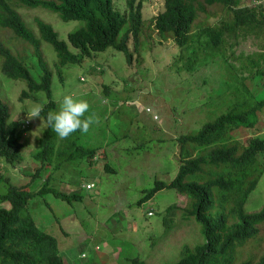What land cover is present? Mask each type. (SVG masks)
Returning a JSON list of instances; mask_svg holds the SVG:
<instances>
[{
	"label": "rangeland",
	"instance_id": "obj_1",
	"mask_svg": "<svg viewBox=\"0 0 264 264\" xmlns=\"http://www.w3.org/2000/svg\"><path fill=\"white\" fill-rule=\"evenodd\" d=\"M112 1L120 13L126 14L127 0ZM244 1L247 5H262L264 11V0ZM138 3L145 27L138 47L132 50L130 44L134 51L130 64L124 53L107 48L79 64L61 67L59 75L52 46L40 44L39 52L51 72L55 111L59 110L62 97L72 94L88 102L85 116L97 120L87 134L76 132L64 139L66 145L77 140L85 148H95L92 164L84 158L66 160L61 156L44 167L38 182L32 177L40 163L33 161L31 155L45 123L38 119L29 122L27 114L33 107L42 108L48 99L39 92L21 100L25 82L3 74L0 56V100L9 109L10 121L20 123L23 145L19 162L6 164L0 160V168L10 185L32 191L27 211L37 227L56 239L64 264H131L134 258L144 264H176L185 247L204 244L202 225L187 214L191 205L187 197L163 189L146 202H139L156 181L169 183L177 175L179 137L196 134L234 104L246 100L250 106L264 99L262 38L241 40L235 46L237 61L230 52L228 58L220 52L216 59L202 61L188 72V54L184 53L182 61L176 60L180 48L171 36L160 37L151 23L163 11L164 0H134L135 6ZM11 6L37 38L36 19L50 24L59 40L65 42L70 32L84 26L80 21L63 22L45 9L14 2ZM224 16V10L213 6L199 13L198 22L216 24ZM0 42L14 56L23 58L32 75L39 77V55L33 46L1 28ZM69 50L77 52L71 46ZM249 55L254 56L253 70L245 67ZM232 137L241 143L253 137L264 139V108L257 113L254 127L240 128ZM262 160L264 154L259 156V162ZM45 179L50 180L48 187L53 193L40 196L35 192ZM7 189L8 185L1 181L0 196ZM65 195L80 198L68 202L63 199ZM263 206L264 169L244 210L253 214ZM0 207L8 209L10 204L3 202ZM258 230L261 234L257 241L238 250L239 260L264 252V225Z\"/></svg>",
	"mask_w": 264,
	"mask_h": 264
},
{
	"label": "trees",
	"instance_id": "obj_2",
	"mask_svg": "<svg viewBox=\"0 0 264 264\" xmlns=\"http://www.w3.org/2000/svg\"><path fill=\"white\" fill-rule=\"evenodd\" d=\"M12 2L45 9L59 16L63 22L80 21L84 22V26L70 32L65 42L59 40L50 24L36 19L37 38L26 27L16 8L11 6ZM213 6L224 10L225 16L216 24L203 20L198 22L199 13H205L207 8ZM126 7L127 12L123 14L115 8L112 0H0V28L9 30L33 46L39 55L40 74L35 78L24 64V59L14 56L0 42L3 74L9 79L25 82L26 90L22 91L20 99L43 92L48 102L42 107V116L56 109V103L51 98V72L39 52L41 42L48 43L55 51V66L59 75L61 67L79 64L107 48L124 53L130 64L132 50L138 47L145 24L141 3L135 6L134 0H127ZM151 21L160 37L165 39L171 36L180 48L176 60L182 61L185 59L184 53L188 54V72L196 69L202 61L216 59L220 52L224 53L225 58L230 57L227 54L230 52L236 60L235 46L241 40L262 38L264 42L262 5H247L244 0H164L163 11ZM69 46L77 52H71ZM252 57L249 55L245 63V67L251 70L255 68ZM246 103L243 100L240 104H234L227 112L206 123L196 134L179 137L177 175L169 183L156 181L139 202H146L163 189H172L190 200L187 214L194 216L202 225L205 242L192 249L185 247L176 264H264V252L243 261L238 259V250L257 241L261 234L258 227L264 225V206L253 214L244 210L250 193L263 173L264 160L259 162V156L264 154V139L253 137L243 143L232 139L234 131L254 127L257 113L264 108V99L250 106ZM9 118V109L0 100V160L14 164L20 160L23 145L19 135L20 123ZM44 123L45 128L31 155L33 161L40 163L32 175L37 182L44 167H49L61 156L66 160L78 157L89 164L94 163L95 148H85L77 140L66 145L64 140L58 141L56 133ZM106 168L109 167L106 165ZM3 180L8 189L6 194L0 196V204L8 202L10 208L0 207V263L64 264L56 239L37 227L27 211L32 191L10 185L0 168V182ZM49 183L50 180L45 179L41 189L35 193L43 196L52 192ZM54 195L61 197L59 193ZM64 198L69 202L80 197L65 195ZM131 264L144 262L134 258Z\"/></svg>",
	"mask_w": 264,
	"mask_h": 264
},
{
	"label": "clouds",
	"instance_id": "obj_3",
	"mask_svg": "<svg viewBox=\"0 0 264 264\" xmlns=\"http://www.w3.org/2000/svg\"><path fill=\"white\" fill-rule=\"evenodd\" d=\"M89 107L90 105L86 100L76 99L72 94H66L60 101L58 111H50L46 116H42L43 109L36 106L30 109L27 114V120L29 122L37 119L41 122L42 120L45 121L48 127L56 133L59 137L58 141H60L59 139H67L76 132L87 134L90 131L91 126L97 120L93 116H85L89 111ZM28 121L24 122L25 126L28 125ZM148 215H151V212Z\"/></svg>",
	"mask_w": 264,
	"mask_h": 264
}]
</instances>
